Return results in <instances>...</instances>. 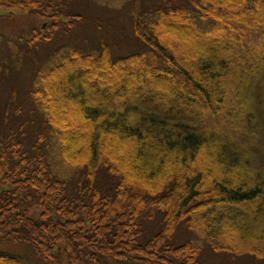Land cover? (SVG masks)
<instances>
[{
  "label": "trees",
  "instance_id": "trees-1",
  "mask_svg": "<svg viewBox=\"0 0 264 264\" xmlns=\"http://www.w3.org/2000/svg\"><path fill=\"white\" fill-rule=\"evenodd\" d=\"M81 1L0 0V11L49 21L43 32L32 35L31 42L51 41L59 19L64 18L68 27L87 20L75 9ZM87 1L99 4L100 0ZM115 1L117 10L126 7L142 49L118 58L113 57L109 42L90 51L68 49L60 62L36 72L26 98L17 95L7 107L9 114L0 123L9 132L0 131V247L25 244L38 264H206L203 246L214 253L246 258L251 264H264V253L255 250L264 248V231L259 232L264 225V28L259 35L245 34L248 42L261 44V49L256 48L255 55H243L236 67L230 65L235 61L233 47L221 46L227 59L217 55L226 35L218 19L233 7H242L248 14L264 6V0ZM173 18L191 25L193 34L203 39L190 41L195 47L206 46V58L196 68L189 66L192 71L166 44L165 27L178 24ZM208 24L219 32L210 31ZM238 45L243 48L242 43ZM71 63L75 65L69 71L94 72L102 63L125 75L132 70L142 86L148 87L144 93L148 103L120 105L119 110L90 104L87 91L69 77L64 93L79 105L91 126V137L82 148L57 122L47 98L49 77ZM232 69L237 78L232 80L237 110L227 105L224 98L229 93L220 85L222 72ZM195 72L200 77L196 86L204 94L201 106L210 105L221 119L241 125L245 136L240 143L208 134L194 117L176 106L164 111L153 99L167 97L161 86L175 78L170 92L183 103H195L197 94L187 87ZM248 136L255 137L252 146L246 141ZM107 137L129 140L130 147L137 149L143 162L136 168L140 179L155 192L145 189L139 196L126 190V174L113 162L119 156L100 158ZM213 143L218 145L217 152ZM256 153L263 157V169L253 172L251 156ZM203 154L211 159L207 173L214 177L209 189L217 194L214 202L207 198L209 191L201 190L205 173L194 166ZM172 166L178 167L177 172H171ZM178 187L180 209L170 217V208L163 203L172 199ZM157 211L163 213L159 224L153 231L144 229L147 221L157 219ZM182 226L184 239L177 242L175 233ZM241 242L246 247H240ZM0 264L33 263L0 251Z\"/></svg>",
  "mask_w": 264,
  "mask_h": 264
},
{
  "label": "rangeland",
  "instance_id": "rangeland-1",
  "mask_svg": "<svg viewBox=\"0 0 264 264\" xmlns=\"http://www.w3.org/2000/svg\"><path fill=\"white\" fill-rule=\"evenodd\" d=\"M116 2L115 0H100L99 4L87 0L77 2L75 9L87 20L78 26L68 27L64 18L59 19L58 26L53 33L51 32V41L35 40L31 42L32 35L36 36L39 32H43L44 30L42 29L46 27L49 21H44L30 14L16 13L11 15L8 12L0 11V16L1 14L6 16L2 19L0 18V123L3 117L9 114L7 107L11 100L17 97V95L21 98H26V94L33 90L36 72L42 67H50L60 62L68 49L80 47L85 51H90L95 48L98 49L101 43L109 42L114 58L127 56L142 49V42L133 34L131 18L127 14L126 7L122 10H117L118 3ZM256 9L246 14L242 7L228 8L225 18L218 19L226 35L224 40L219 44L217 55L219 58L227 59L225 56L226 52L224 49H221V46L233 47L232 53L235 61H230L232 67H236L238 62H243V55L244 58L255 55L256 48L259 50L261 49V44H264L262 42L260 46L253 45V43L248 42L247 38L244 37L250 31L259 35L262 31L261 28H264V6L260 5ZM249 14L252 16V22L247 20L250 17ZM175 20L178 21L176 26L171 25L165 27L167 29L165 31L166 44L173 50L178 61L182 63L185 69L192 71V68H189V66L196 68L201 59L206 58L208 54L206 52L207 49L204 45L200 47L197 45L195 47L196 44L190 42L194 40L198 42L201 40L203 42L201 37L193 34L194 29L191 25H184L182 23L183 21H179L178 18L172 19V21ZM53 21L56 22V20ZM183 25L185 26L184 28ZM193 26L199 29L197 23H194ZM209 26L208 29L210 31L212 29L214 33L219 32L218 29L212 28L211 25ZM199 30L202 31L201 28ZM239 35L240 37L238 38ZM183 36L187 38H182ZM240 43L243 44V48L238 45ZM248 47H251V51L248 50ZM54 61L56 62L54 63ZM74 65L72 63L66 65L64 68L55 71L49 77L47 80V98L52 106L57 122L61 123L68 130L67 136L73 138L71 134L74 135L78 145L81 144V147L85 148L88 138L92 134L91 126L86 124L87 122L79 109V105L68 100L64 93V89L69 86V77L73 83L82 85L87 91L90 104H102L104 107L111 106L117 110L121 109L120 105L133 106L135 104H147L148 102L145 101L146 97L144 93L145 90H148V87L145 88L142 86L143 81H140L139 76L132 70H130L128 75H125L123 70L109 69L102 63L94 72L69 71L70 67ZM233 71L234 69H232V72H222L220 85L229 93L224 98L227 105L237 110L239 107L236 104V96L234 95L235 86L232 85V80L237 78ZM101 73H103V76L100 75ZM191 75L187 87H191L190 89L197 94L195 103H183L178 98L179 95L177 96L170 92L173 86L172 82L175 78H170L166 86H161V90L163 92L165 91L164 93H169L167 97H156L153 99H155L156 103L164 111H168L171 107L176 106V110H182L183 113L185 112L194 117L198 123H201L208 134L212 133L216 137L225 138L229 141L235 140L237 143H240V140L245 136V132L240 129L241 125L237 127V125L234 126L229 121H226L225 118L221 119L220 115L211 112L210 105L201 106L199 101L202 102L204 94L196 86L199 83L200 77L196 72ZM143 77L146 78L147 76L143 75ZM207 84L210 85V81ZM218 102L220 101L217 96L214 99V103L217 105ZM19 116L17 115V117ZM0 131L9 134L6 128L1 126ZM247 140L250 146L253 145L252 143H255V137L251 138L248 136L246 138ZM244 141L242 140V142ZM69 145L70 143L67 142V146ZM130 145L129 140L118 141L116 138L107 137L103 144V151L100 158H112L111 154H114L116 157L119 156L120 159L117 161L113 160V162L117 169L126 174V190L132 189L139 196H143L145 189L155 192L154 188L140 179L136 168L142 166L143 162L137 156V149H132ZM217 146V143L212 144L214 152H217ZM251 159L253 161L252 171H262L261 159L263 160V157L261 153L252 155ZM194 166L196 169H200L201 172L205 173L206 177L201 190L206 189L209 191L207 198L208 200L212 199L211 201L214 202L217 194L209 190L214 177L207 173V170L211 167V159L203 154ZM171 170V172H177L178 167L172 166ZM179 190L180 187H178L172 199L163 203V205L169 206L170 217L180 209L181 199L178 196ZM128 210L131 211L132 207ZM157 213H159L157 219L154 222L152 220L147 221L144 229L147 227L152 230L154 229L153 227L159 224L163 213L161 211H157ZM262 231H264V225L259 228V232ZM185 232L183 226L179 228L177 234L174 232L177 236L175 241L178 242L180 238L184 239L182 236L185 235ZM199 243H201V240H199ZM239 245L240 247H246L243 242L239 243ZM255 250L264 253V248H257ZM0 251L20 255L32 261L33 264H38L33 250L25 244H7L0 247ZM203 259L206 264H251L246 258L236 259L224 253H214L213 250H209L205 246H203ZM63 264H67L66 261Z\"/></svg>",
  "mask_w": 264,
  "mask_h": 264
},
{
  "label": "bare ground",
  "instance_id": "bare-ground-1",
  "mask_svg": "<svg viewBox=\"0 0 264 264\" xmlns=\"http://www.w3.org/2000/svg\"><path fill=\"white\" fill-rule=\"evenodd\" d=\"M101 75L103 76V73H101Z\"/></svg>",
  "mask_w": 264,
  "mask_h": 264
}]
</instances>
